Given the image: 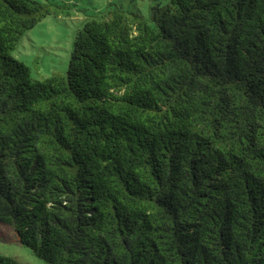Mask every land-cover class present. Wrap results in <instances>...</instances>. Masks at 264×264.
Here are the masks:
<instances>
[{"label":"trees","instance_id":"trees-1","mask_svg":"<svg viewBox=\"0 0 264 264\" xmlns=\"http://www.w3.org/2000/svg\"><path fill=\"white\" fill-rule=\"evenodd\" d=\"M61 15L0 0V223L45 264H264V0L108 6L36 80Z\"/></svg>","mask_w":264,"mask_h":264},{"label":"rangeland","instance_id":"rangeland-1","mask_svg":"<svg viewBox=\"0 0 264 264\" xmlns=\"http://www.w3.org/2000/svg\"><path fill=\"white\" fill-rule=\"evenodd\" d=\"M44 1V0H37ZM66 4L69 16H47L24 33L12 56L29 67L32 78L43 80L66 70L74 36L86 19L108 8L119 6L150 19L151 10L164 0H48ZM0 255L19 264H45L22 246L12 228L0 223Z\"/></svg>","mask_w":264,"mask_h":264}]
</instances>
